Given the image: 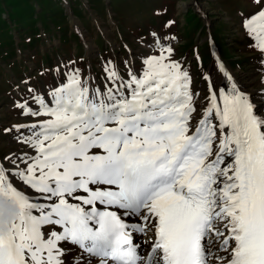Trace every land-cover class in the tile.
Returning <instances> with one entry per match:
<instances>
[{"label":"snow or ice","instance_id":"obj_1","mask_svg":"<svg viewBox=\"0 0 264 264\" xmlns=\"http://www.w3.org/2000/svg\"><path fill=\"white\" fill-rule=\"evenodd\" d=\"M252 3L242 27L264 56ZM150 35L126 78L105 68L111 87L66 66L17 103L32 122L0 134L29 151L0 155V203L18 212L0 264H264V98L221 62L227 84L204 77L200 101L167 34Z\"/></svg>","mask_w":264,"mask_h":264},{"label":"rangeland","instance_id":"obj_2","mask_svg":"<svg viewBox=\"0 0 264 264\" xmlns=\"http://www.w3.org/2000/svg\"><path fill=\"white\" fill-rule=\"evenodd\" d=\"M255 10L252 0H0V133L32 122L17 103L31 99L28 87L47 93L63 83L66 66L101 89L112 86L105 72L110 65L126 78L149 54L151 33L167 34L165 43L189 71L200 101L209 91L204 77L213 87L225 82L215 48L259 102L264 56L242 27ZM14 135L0 134V155L29 151Z\"/></svg>","mask_w":264,"mask_h":264},{"label":"clouds","instance_id":"obj_3","mask_svg":"<svg viewBox=\"0 0 264 264\" xmlns=\"http://www.w3.org/2000/svg\"><path fill=\"white\" fill-rule=\"evenodd\" d=\"M18 215L14 207L6 208L3 203H0V229L7 230L8 225Z\"/></svg>","mask_w":264,"mask_h":264},{"label":"bare ground","instance_id":"obj_4","mask_svg":"<svg viewBox=\"0 0 264 264\" xmlns=\"http://www.w3.org/2000/svg\"><path fill=\"white\" fill-rule=\"evenodd\" d=\"M185 5V4H184ZM204 10V9H203ZM226 67V69L234 76V78L238 81V83H239V86L247 93V94H249L250 96H251V90H249V89H247V86L246 85H244V84H242L238 79H237V77H236V74L232 71V69L230 68V67H227V66H225ZM227 84V81L225 80V82H224V85H226Z\"/></svg>","mask_w":264,"mask_h":264}]
</instances>
